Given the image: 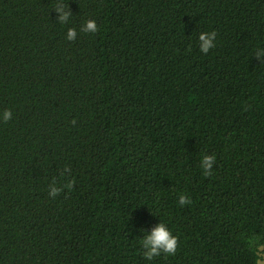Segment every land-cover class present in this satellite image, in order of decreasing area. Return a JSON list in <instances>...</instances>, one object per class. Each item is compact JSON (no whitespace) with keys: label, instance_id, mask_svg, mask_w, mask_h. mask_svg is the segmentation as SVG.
<instances>
[{"label":"trees","instance_id":"1","mask_svg":"<svg viewBox=\"0 0 264 264\" xmlns=\"http://www.w3.org/2000/svg\"><path fill=\"white\" fill-rule=\"evenodd\" d=\"M257 49L264 0H0V264H257ZM160 222L178 247L149 261Z\"/></svg>","mask_w":264,"mask_h":264},{"label":"clouds","instance_id":"2","mask_svg":"<svg viewBox=\"0 0 264 264\" xmlns=\"http://www.w3.org/2000/svg\"><path fill=\"white\" fill-rule=\"evenodd\" d=\"M54 10L56 11V13H58V21L62 24L66 23L69 20V17L72 15L71 12L66 10L65 6H63L62 4H58ZM97 30L98 29L95 20H88L81 27V31L85 33H95ZM76 35V30L74 28H70L67 33V39L75 40ZM215 37V31L211 33H200V50L204 53H208V51L215 46L213 43ZM255 57L262 61V59H264V49H257L255 51ZM11 118V111L5 110L3 112L4 122L11 120ZM73 123L75 122L73 121ZM215 160V155L203 156L201 161V167L203 168L205 175H211V169L213 167V164L215 163ZM64 171L68 172L69 169L65 168ZM73 184L74 181H69L67 184L64 185V187L71 188ZM49 189V195L52 197L57 196L61 191H63L61 187L57 186L55 178H53L51 184L49 185ZM190 202V199L186 195H180L179 203L181 205H186ZM141 247L144 249V257L147 260L151 261L154 257H157L162 253L167 255H174L178 247V238L172 235L171 231L168 229L165 223L160 222V224L152 230L150 235H146L141 240ZM257 264H261V262L257 261Z\"/></svg>","mask_w":264,"mask_h":264},{"label":"rangeland","instance_id":"3","mask_svg":"<svg viewBox=\"0 0 264 264\" xmlns=\"http://www.w3.org/2000/svg\"><path fill=\"white\" fill-rule=\"evenodd\" d=\"M260 262H261V264H264V254H263V256L261 257Z\"/></svg>","mask_w":264,"mask_h":264}]
</instances>
